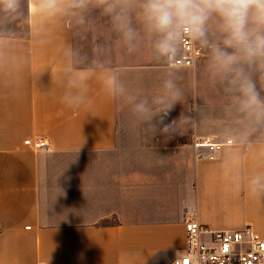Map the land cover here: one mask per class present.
<instances>
[{
  "label": "crops",
  "instance_id": "crops-1",
  "mask_svg": "<svg viewBox=\"0 0 264 264\" xmlns=\"http://www.w3.org/2000/svg\"><path fill=\"white\" fill-rule=\"evenodd\" d=\"M96 45L104 68L93 72ZM74 61L87 77L78 107L63 99ZM113 73L150 105L166 78L176 81L183 96L168 137L153 138L126 99L110 94L104 77ZM257 176L264 128L229 107L206 51L192 67H175L145 41L129 51L98 10L83 25L47 13L41 0L0 11V264H172L188 221L264 239Z\"/></svg>",
  "mask_w": 264,
  "mask_h": 264
},
{
  "label": "clouds",
  "instance_id": "clouds-1",
  "mask_svg": "<svg viewBox=\"0 0 264 264\" xmlns=\"http://www.w3.org/2000/svg\"><path fill=\"white\" fill-rule=\"evenodd\" d=\"M47 13H64L82 25L88 14L98 10L107 17L129 51L140 41L147 42L157 59L171 61L182 41L191 38L208 53V70L214 80L225 85L229 107L254 130L264 128V0H41ZM19 0H0V11L14 13ZM93 72L103 69L101 47L93 49ZM75 61L68 73L69 106L84 101L87 77L77 76ZM104 83L111 95L123 97L131 105V115L146 124L153 138L168 137L175 121L168 117L183 93L173 78L163 82V93L152 104L139 99L116 74L106 75ZM259 84V87H258ZM253 191L264 195V177L252 180Z\"/></svg>",
  "mask_w": 264,
  "mask_h": 264
},
{
  "label": "built area",
  "instance_id": "built-area-1",
  "mask_svg": "<svg viewBox=\"0 0 264 264\" xmlns=\"http://www.w3.org/2000/svg\"><path fill=\"white\" fill-rule=\"evenodd\" d=\"M202 56L201 48L197 47L191 38H185L180 46V52L170 66L192 67L195 60ZM229 140L226 144H232ZM38 150H46L45 140L33 143L30 139L24 142ZM222 144L197 143V149L210 148L219 150ZM214 155L197 154L199 160H212ZM186 247L182 255L172 264H264V239L254 234L251 229L244 232L211 231L196 221L186 223ZM227 249V251L225 250Z\"/></svg>",
  "mask_w": 264,
  "mask_h": 264
},
{
  "label": "rangeland",
  "instance_id": "rangeland-1",
  "mask_svg": "<svg viewBox=\"0 0 264 264\" xmlns=\"http://www.w3.org/2000/svg\"><path fill=\"white\" fill-rule=\"evenodd\" d=\"M22 30H25V28H23Z\"/></svg>",
  "mask_w": 264,
  "mask_h": 264
},
{
  "label": "snow or ice",
  "instance_id": "snow-or-ice-1",
  "mask_svg": "<svg viewBox=\"0 0 264 264\" xmlns=\"http://www.w3.org/2000/svg\"><path fill=\"white\" fill-rule=\"evenodd\" d=\"M227 251V249H225Z\"/></svg>",
  "mask_w": 264,
  "mask_h": 264
}]
</instances>
